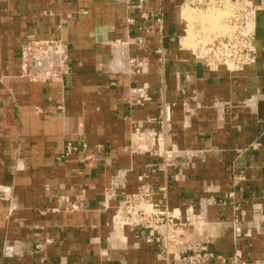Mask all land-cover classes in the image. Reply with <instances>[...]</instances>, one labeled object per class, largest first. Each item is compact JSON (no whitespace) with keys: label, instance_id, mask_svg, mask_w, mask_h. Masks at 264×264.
<instances>
[{"label":"crops","instance_id":"obj_1","mask_svg":"<svg viewBox=\"0 0 264 264\" xmlns=\"http://www.w3.org/2000/svg\"><path fill=\"white\" fill-rule=\"evenodd\" d=\"M248 1L254 59L228 71L183 45L185 0H0V264H183L156 226L110 220L141 187L205 264L236 247L264 264V0ZM196 22L193 44L216 36ZM51 38L68 73L20 75L22 46Z\"/></svg>","mask_w":264,"mask_h":264},{"label":"built area","instance_id":"obj_2","mask_svg":"<svg viewBox=\"0 0 264 264\" xmlns=\"http://www.w3.org/2000/svg\"><path fill=\"white\" fill-rule=\"evenodd\" d=\"M186 5L196 6L204 10L215 9L226 13L223 19L228 31L225 34L216 35L209 39L197 38L195 42V55L202 60V63L209 69L224 68L228 71H241L254 59L253 40L255 36L254 19L255 7L248 0H185ZM62 40H55L54 48L37 46L40 43L48 44L49 41H39L34 43L35 53L37 49H51L62 51L57 59L56 66L62 68V76L67 74L70 69V59L68 49ZM51 42V41H50ZM29 44L27 42L25 45ZM36 45V46H35ZM28 48H31L29 45ZM34 53V54H35ZM22 54V53H21ZM33 54V55H34ZM32 55V57H33ZM32 57L30 61L33 63ZM21 60V57H20ZM55 64V63H53ZM52 64V65H53ZM170 116V108L163 107L158 118L161 122L167 120ZM75 147L67 144L65 154L75 151ZM150 190L144 187L131 195L128 203L117 206L114 209L112 219L113 223L120 227L124 225L142 224L143 216H154L155 218L162 212L152 204H149ZM137 203V204H135ZM138 216V218H136ZM141 219H140V218ZM181 226V223H179ZM169 232V235H175L177 229ZM161 234L160 232H158ZM162 235V234H161ZM177 245V244H176ZM163 247L166 243L163 242ZM180 261L183 264H205L208 259L213 257V253L201 247L195 251L191 246H183L176 250ZM230 264H246L243 259L241 249H234Z\"/></svg>","mask_w":264,"mask_h":264},{"label":"rangeland","instance_id":"obj_3","mask_svg":"<svg viewBox=\"0 0 264 264\" xmlns=\"http://www.w3.org/2000/svg\"><path fill=\"white\" fill-rule=\"evenodd\" d=\"M182 9H183V12L185 10H188L189 15H190L189 17L194 18L192 20H186V22H187V25H186L187 31L186 32H188L187 34L189 36L187 44L189 45L188 47L190 49H195V44H193V42H192L195 37H193L191 35V31H192L191 23L194 20H196L197 21L196 23L199 24V29H200L199 31L204 32L203 34H205L207 36H211L213 31H214L213 35L225 34L227 29H228L224 20H223L226 16V13L224 11H217L215 9L204 10V9L196 7V6H190V7L184 6V7H182ZM190 12L193 15H191ZM210 15L212 17H210ZM191 38H192V40H191ZM59 39L60 38H51V39H42V40L33 39V40L29 41V44L23 45L21 48L22 54H21L20 67H19L20 75L26 76L29 79L34 80V81H42V82H47V83H51V84L60 82L61 78H62V74H63L62 68L57 67L56 63L53 65H50L48 68H42L41 70L36 71L33 69V63L30 61V58L35 53V51H34L35 50V47H34L35 42L49 41L48 44L43 42V43L37 44V46L39 45V46H43V47L54 48V46H55L54 41L59 40ZM60 40H62V39H60ZM29 45L31 46V48H28ZM193 52H194V50H193ZM126 203H128V202H126ZM135 204H137V203H135ZM70 207H74V205L71 204ZM161 212H162L161 216L158 215L156 218L152 215H150V216H143L142 215L141 216L142 217V224H139L138 226H140L142 228H147V229H154V226H156L157 227L156 231L160 232L164 237L163 242L166 243L165 248H167L171 245H175V246L178 245L179 246L178 249H180V250L182 249L181 245H185V246L188 245V246L193 247L191 245L193 243H189L185 237L186 225H184L182 222L175 220L172 213L167 212L166 210H164V211L161 210ZM136 218H138V216H136ZM110 220L113 222L112 218ZM179 223H181V226L179 225ZM176 226L180 227L181 229H177L176 232H174V233H176L175 235H169V232L172 230H175ZM115 227H118V226L115 225Z\"/></svg>","mask_w":264,"mask_h":264},{"label":"bare ground","instance_id":"obj_4","mask_svg":"<svg viewBox=\"0 0 264 264\" xmlns=\"http://www.w3.org/2000/svg\"><path fill=\"white\" fill-rule=\"evenodd\" d=\"M184 9V8H183ZM183 9L181 8V11L179 12L181 17L184 18L185 20H192L194 19L193 17L190 18L189 16V11L188 10H185L183 12ZM191 13V12H190ZM191 15H193L191 13ZM207 15V14H206ZM212 15V14H211ZM210 15V17H212ZM209 16V15H208ZM196 18V17H195ZM183 19V20H184ZM228 28V27H227ZM189 30V29H188ZM228 31V29H227ZM226 31V32H227ZM188 33V32H187ZM186 33L185 37H184V42H183V45H186L188 46V34ZM191 46V45H190ZM122 48V47H121ZM121 51V50H120ZM123 51V50H122ZM62 51H54V50H51V49H44V48H39L37 49L36 53L33 55L32 59H33V69L34 70H41L42 68H48L50 65H52L53 63H57V59L60 55ZM122 57V56H120ZM118 59V58H117ZM115 61V60H114ZM121 65V64H120ZM118 66V67H121V66ZM116 66V65H115ZM117 67V68H118Z\"/></svg>","mask_w":264,"mask_h":264}]
</instances>
